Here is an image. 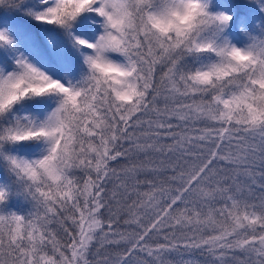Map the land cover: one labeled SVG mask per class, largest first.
<instances>
[{
  "label": "snow or ice",
  "instance_id": "obj_1",
  "mask_svg": "<svg viewBox=\"0 0 264 264\" xmlns=\"http://www.w3.org/2000/svg\"><path fill=\"white\" fill-rule=\"evenodd\" d=\"M0 264H264V0H0Z\"/></svg>",
  "mask_w": 264,
  "mask_h": 264
}]
</instances>
